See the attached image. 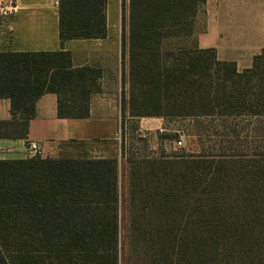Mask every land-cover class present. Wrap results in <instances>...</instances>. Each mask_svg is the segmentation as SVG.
Returning a JSON list of instances; mask_svg holds the SVG:
<instances>
[{
    "label": "trees",
    "instance_id": "obj_1",
    "mask_svg": "<svg viewBox=\"0 0 264 264\" xmlns=\"http://www.w3.org/2000/svg\"><path fill=\"white\" fill-rule=\"evenodd\" d=\"M106 3L58 0L61 45L104 38ZM204 3L128 0V96L121 98L123 114L127 109L131 119L165 120L264 117V49L241 72L234 63L218 61L213 49H199L194 23ZM179 39L189 43L180 44ZM125 52L123 47V56ZM100 76L93 67L73 68L71 53L63 48L0 52V99L9 100L12 114L11 121L0 122V139H25L36 102L46 94L56 96L59 119L87 118ZM129 164L131 202L142 195L141 210H157L158 199L176 198L180 190L173 182L141 184L144 178L155 179L161 162L134 159ZM163 175L165 180L172 176ZM188 176L200 187L202 174L190 171ZM197 187L192 194L199 201L204 190ZM117 200L113 159L0 160V264H118ZM197 210L199 206L193 207V225ZM146 235L136 241L149 246L148 264H264L245 255L219 256L224 261L206 255L202 247L219 240L204 239L195 231L185 239L170 232ZM183 247L191 254L181 253Z\"/></svg>",
    "mask_w": 264,
    "mask_h": 264
},
{
    "label": "crops",
    "instance_id": "obj_2",
    "mask_svg": "<svg viewBox=\"0 0 264 264\" xmlns=\"http://www.w3.org/2000/svg\"><path fill=\"white\" fill-rule=\"evenodd\" d=\"M10 2L13 8L0 0V52H56L63 48L71 53L73 68L93 67L101 76L87 118L59 119L56 96L43 95L36 102L35 116L28 121L26 138L0 139V160L28 159L27 144L35 142L43 151L42 159H113L118 184L122 171L128 179L129 162L135 158L126 155L124 126L134 123L136 132L160 131L168 122L131 119L127 109L122 113V95L128 96V0H107L104 38L66 40L63 45L58 0ZM193 39L199 49H213L218 61L234 63L238 72L250 68L253 57L264 49V0H205L195 19ZM11 120L9 100L0 99V122Z\"/></svg>",
    "mask_w": 264,
    "mask_h": 264
},
{
    "label": "rangeland",
    "instance_id": "obj_3",
    "mask_svg": "<svg viewBox=\"0 0 264 264\" xmlns=\"http://www.w3.org/2000/svg\"><path fill=\"white\" fill-rule=\"evenodd\" d=\"M177 41L189 43L185 39ZM166 121L160 131L136 132L134 123L124 126L122 140L128 157L162 163L156 168L155 179L144 178L141 184L167 181L170 186L173 182L180 191L170 202L158 199V211L141 210L142 195L131 202L129 176L127 179L125 171L120 173L116 205L118 264H148L152 260L146 256L152 254L149 246L136 241L145 234L155 238L170 232L185 239L194 231L204 239L219 240L202 247L206 255L222 261L225 258H219L221 255H245L247 260L264 262V117ZM177 141H181L180 146ZM138 171L147 170L139 167ZM190 171L202 174L200 187L192 185ZM163 173L172 176L165 180ZM196 187L204 190L199 201L192 194ZM196 206L198 219L193 225ZM134 217L136 231H132ZM185 249L180 252L191 254Z\"/></svg>",
    "mask_w": 264,
    "mask_h": 264
},
{
    "label": "built area",
    "instance_id": "obj_4",
    "mask_svg": "<svg viewBox=\"0 0 264 264\" xmlns=\"http://www.w3.org/2000/svg\"><path fill=\"white\" fill-rule=\"evenodd\" d=\"M5 5L9 8H13L12 3L10 0H5ZM56 6H58V2L55 3ZM177 146L181 145V141L176 142ZM26 155L28 159H42L44 157L42 149L39 147V145L35 142H29L26 147Z\"/></svg>",
    "mask_w": 264,
    "mask_h": 264
}]
</instances>
